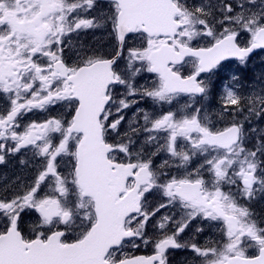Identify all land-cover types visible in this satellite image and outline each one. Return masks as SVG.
Here are the masks:
<instances>
[{
    "label": "snow or ice",
    "instance_id": "snow-or-ice-1",
    "mask_svg": "<svg viewBox=\"0 0 264 264\" xmlns=\"http://www.w3.org/2000/svg\"><path fill=\"white\" fill-rule=\"evenodd\" d=\"M97 2L0 0V163L22 150L41 161L0 193V264H168L179 249L193 264H264V219L248 206L264 196V138L247 148L244 129L264 118V88L243 96L233 75L216 114L224 127L197 106L210 90L202 74L264 49V0H109L110 14L92 15ZM107 25L111 58L75 49L73 36ZM129 34L140 46L126 48ZM141 73L155 75L151 88L137 85ZM145 98L170 110L136 108L126 121ZM55 106L65 114L22 123ZM168 208L179 218L156 219ZM194 223L218 239L182 242ZM141 245L153 253L131 254Z\"/></svg>",
    "mask_w": 264,
    "mask_h": 264
},
{
    "label": "flooded vegetation",
    "instance_id": "flooded-vegetation-1",
    "mask_svg": "<svg viewBox=\"0 0 264 264\" xmlns=\"http://www.w3.org/2000/svg\"><path fill=\"white\" fill-rule=\"evenodd\" d=\"M101 1V0H99ZM109 1V0H108ZM100 5L101 2H98ZM110 2L108 4V8H110ZM96 13V12H95ZM92 15H95L92 13ZM111 29V25L109 27ZM97 30H94V32H90L87 34H81L79 37L73 36L72 37V44L74 45L75 49H79L83 43L89 44L91 42V38L87 37L84 39L83 36L88 35L92 36ZM102 40L100 38H96L93 40V45H94V50H97L101 48L102 46ZM112 44L115 49L117 48V43L115 42H107L106 46ZM140 44V41L132 36V34H129V37L127 38L126 42V48L127 47H132ZM99 51V50H98ZM97 52V51H96ZM126 53V52H125ZM107 58V57H106ZM260 58V56H257L255 54L249 59V64L252 65L253 63H256L257 60ZM119 68L123 69L124 64L118 61ZM232 64H237V61L233 62H227L224 63V67L230 66ZM223 67V68H224ZM223 68L217 71L215 74H209L202 76L205 80V82L209 85V93L206 98H198V105L201 107L202 112L207 111L209 113L210 118L212 119L213 123H216L217 127H224L225 125L223 123H217V113L220 111L222 102H221V97L224 93L225 90V85H228V75L224 73ZM143 75L141 77L137 76L136 78V83H139L138 86H145L151 88L154 81H155V75L154 74H148V73H142ZM251 71L246 74L245 78L243 79L245 82V96H248L250 93L256 91L259 92L258 86L256 84V81L252 79ZM118 92H123L124 89L122 87L117 88ZM139 99V97H137ZM185 101L182 99L181 103H184ZM4 107V101L0 100V108ZM211 107V108H210ZM136 108L143 109L144 111L151 112V113H156L157 115L170 110V107L165 105V106H159L155 105L151 99L145 98L140 101L139 104L133 105V107L129 110H127V118H125L126 121H128V118H132V113L136 111ZM210 108V109H209ZM65 114V109L60 106H55L50 108L47 112H32L29 113L27 116H25L24 121L22 123H28L30 121H42L45 120L49 117H59L60 115ZM258 117L251 118L247 121H244V129L247 134V140L245 143V147L247 148H253L254 145L257 144L258 139H261L262 131L258 132L254 130L253 126L257 123ZM240 120H244L243 116L239 117ZM259 128H260V123H257ZM127 127V123L122 122V128L121 131H123L124 128ZM254 130V131H253ZM141 140L144 139L143 136L140 137ZM58 142V141H54ZM151 149L156 150L153 145H145V151L146 152H151ZM168 156L165 155V153L161 152V154L157 155L154 157V163L156 165H160L162 161L167 160ZM22 160H31L34 164H38L41 161L34 158L33 154L31 151L28 150H22L21 153H18L16 155H7L5 162L0 163V193H3V191L7 189H11L13 185L10 184L9 179L7 181V178L5 177L4 173H9L10 172V167L11 166H16L15 168V174L17 175V180L18 183L23 180V181H31V179L36 175L37 170L32 167V166H26L22 165ZM170 164H172V161H169ZM173 174H178L175 173V169H173ZM163 202L160 200V203ZM164 214H175L177 218H179L180 215V210L178 208H168V209H162L161 210V215ZM35 219L32 218L31 221L28 223L26 222V227L30 226L32 224V221ZM196 227H201L204 229L202 233L199 235H195V229ZM218 239V232L215 227H210L207 224L204 223H194L189 229H186L185 233L181 234V241H189V242H194L199 245H203L206 241H211V240H216ZM139 243V242H138ZM184 254L189 253L193 255V253L190 250L182 249ZM173 250H169L168 253V260L170 258H173L176 255H173Z\"/></svg>",
    "mask_w": 264,
    "mask_h": 264
},
{
    "label": "rangeland",
    "instance_id": "rangeland-1",
    "mask_svg": "<svg viewBox=\"0 0 264 264\" xmlns=\"http://www.w3.org/2000/svg\"><path fill=\"white\" fill-rule=\"evenodd\" d=\"M98 2H101V4L99 5ZM98 2H97L96 9L92 13H94L95 15L110 14V8L111 7L108 8L109 1L108 0H101V1L98 0ZM192 2L193 3H199L200 0H192ZM211 2H217V0H211ZM109 27H110V25H107L105 28L98 29V31H96L92 36H88V35L83 36L84 39H86L87 37L91 38V42L89 44L83 43V46H86V47L94 50L93 40L96 38H100L102 40L103 44H102L101 48L94 50V51L95 52L97 51L96 53L99 55H103L107 58H111L115 54V52L117 51V48L115 49V47L112 44H109L106 46L107 42H115L116 41L114 35L112 34V29H110ZM90 32H94V30L88 31L87 33H90ZM87 33H84V34H87ZM116 43H117V41H116ZM201 43L203 44V42H201ZM138 46H140V44H138L136 46H132V47H138ZM125 52H126V49H125ZM126 55H127V52L125 53V58H122L119 60L121 63H123L125 65L124 68L126 67ZM261 64H262L261 62H256V63H253L252 65L232 64L230 66L224 67L223 71L225 74L228 75V77H229L228 81L233 82L232 76L235 75V76L239 77V81L241 82L245 78L246 74L249 73L251 70L252 71L251 75L256 76L259 79L261 89H262V88H264V67L261 68ZM142 75L143 74L141 73L139 75V77H141ZM138 84L139 83H137V85ZM221 102H222V100H221ZM149 113H151V112L149 111ZM208 115H209V113H208ZM125 118H127V111L125 114ZM130 119H131V117L128 118V120H130ZM257 123H260V125H261L260 128H259ZM257 123L253 126L254 130H256L258 132L263 131L264 130V118L259 117L257 119ZM148 146H150V145H148ZM154 151H156V150L151 149V152H154ZM159 154H161V153H159ZM22 161H23V163L21 164V167H22V165L32 166L37 170L41 165L40 162L38 164H34L31 160H22ZM15 168H16V166L13 165L10 167L9 173H4L5 177L7 178V181L9 179L10 184L13 185L12 188L18 183L17 175L15 174ZM150 201L153 204L160 203V198H159L158 194L152 195V198L150 199ZM248 206L254 212L255 217L257 218L258 222H259V219H264V196H260L258 194L257 198L252 200ZM160 216H161V212L157 215L156 219H159ZM32 218H34V216L33 217H25L24 220H25V222L29 223ZM149 235L153 236V237L158 235V233L152 228L151 225L149 226ZM189 241H182V242H189ZM211 241H215V240H211ZM142 249L146 253H153L152 245H148L147 247L141 245V247L139 249H137V252L139 250H142ZM173 252H174L173 255H176V257L178 259V264H191V262H192L191 257L187 254H184L182 249L173 250ZM131 254H134V253H131ZM177 259L173 260L174 261L173 264H177Z\"/></svg>",
    "mask_w": 264,
    "mask_h": 264
}]
</instances>
